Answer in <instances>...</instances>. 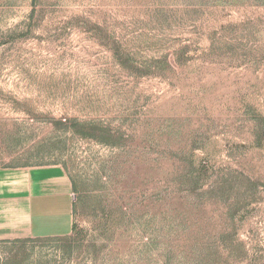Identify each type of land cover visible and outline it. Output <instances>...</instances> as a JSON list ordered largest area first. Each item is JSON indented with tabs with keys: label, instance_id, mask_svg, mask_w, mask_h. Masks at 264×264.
Here are the masks:
<instances>
[{
	"label": "rangeland",
	"instance_id": "rangeland-1",
	"mask_svg": "<svg viewBox=\"0 0 264 264\" xmlns=\"http://www.w3.org/2000/svg\"><path fill=\"white\" fill-rule=\"evenodd\" d=\"M50 164L72 232L0 264H264V0H0V168Z\"/></svg>",
	"mask_w": 264,
	"mask_h": 264
},
{
	"label": "crops",
	"instance_id": "crops-1",
	"mask_svg": "<svg viewBox=\"0 0 264 264\" xmlns=\"http://www.w3.org/2000/svg\"><path fill=\"white\" fill-rule=\"evenodd\" d=\"M73 223V184L61 165L0 168V241L65 236Z\"/></svg>",
	"mask_w": 264,
	"mask_h": 264
}]
</instances>
